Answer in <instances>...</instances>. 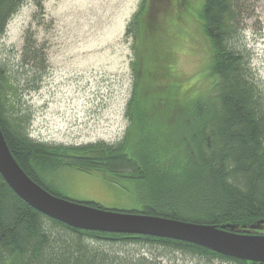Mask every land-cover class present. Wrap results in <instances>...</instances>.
Wrapping results in <instances>:
<instances>
[{
    "label": "trees",
    "instance_id": "obj_1",
    "mask_svg": "<svg viewBox=\"0 0 264 264\" xmlns=\"http://www.w3.org/2000/svg\"><path fill=\"white\" fill-rule=\"evenodd\" d=\"M25 1L0 0V36ZM244 8V0H203L198 19L212 47L211 87L199 92L197 99H192L194 94L183 98L173 90L170 74L157 66L161 62L144 67L141 86L126 104L127 134L113 144L65 147L29 137L27 116L9 104L20 89L12 79L21 76L27 83L35 63L43 64L44 54L28 33L22 67L29 69L15 70L0 61V131L10 153L28 177L50 193L56 169L100 170L113 183L123 177L133 182L140 206L129 211L132 214L229 231L241 222L264 219V82L251 66L241 27ZM146 15L141 2L126 33L137 37L139 20L150 31ZM167 57L162 55L166 64ZM166 103L171 107L161 111L158 104ZM93 150L97 154L87 156ZM169 157L170 162L175 160L172 169L167 165ZM67 236L74 238L69 241ZM86 238L158 244L211 260L258 264L171 238L68 226L31 207L0 175V264H161L150 256L90 249L82 243Z\"/></svg>",
    "mask_w": 264,
    "mask_h": 264
},
{
    "label": "rangeland",
    "instance_id": "obj_2",
    "mask_svg": "<svg viewBox=\"0 0 264 264\" xmlns=\"http://www.w3.org/2000/svg\"><path fill=\"white\" fill-rule=\"evenodd\" d=\"M141 2L146 9L145 22L148 20L152 29H144V21L139 20L140 31L134 37L126 33V26ZM202 4L203 0L23 2L0 36V61L15 70L29 69L22 67L28 33L36 49L44 54L43 64L35 63L29 71V76L36 75L35 83L33 77L27 83L21 76L12 79L19 82L21 90L9 98V104L27 116L29 137L65 147L113 144L124 139L129 128L127 101L141 86L144 67H151L153 62H161L157 66L170 74L172 88L181 97L194 94L192 99H197L198 93L212 84L208 69L212 47L198 19ZM244 5L241 27L251 52V66L264 82V0H244ZM164 54L167 64L162 60ZM150 96L154 97V92ZM158 106L161 111L171 107L167 103ZM96 154L93 150L87 156ZM170 159L167 165L172 169L175 160ZM52 175L55 180L50 184L56 197L119 212L140 206L133 182L124 177L116 184L100 170L67 166ZM236 225L234 232L264 235V219ZM66 238L71 241L74 237ZM82 243L108 253L150 256L161 264H235L158 244L104 238H86Z\"/></svg>",
    "mask_w": 264,
    "mask_h": 264
},
{
    "label": "water",
    "instance_id": "obj_3",
    "mask_svg": "<svg viewBox=\"0 0 264 264\" xmlns=\"http://www.w3.org/2000/svg\"><path fill=\"white\" fill-rule=\"evenodd\" d=\"M0 175L15 194L31 207L68 226L90 231L171 238L229 257L264 263V235H246L215 226L119 212L56 197L22 170L10 153L1 131Z\"/></svg>",
    "mask_w": 264,
    "mask_h": 264
}]
</instances>
